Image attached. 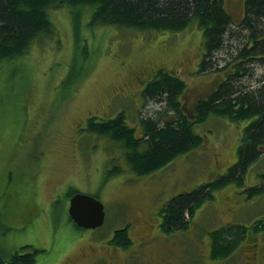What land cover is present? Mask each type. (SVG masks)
<instances>
[{"label":"rangeland","instance_id":"obj_1","mask_svg":"<svg viewBox=\"0 0 264 264\" xmlns=\"http://www.w3.org/2000/svg\"><path fill=\"white\" fill-rule=\"evenodd\" d=\"M243 4L227 2L236 18ZM91 18L92 9L49 10L55 35L0 65L1 258L10 263L18 252L34 254L33 264H264V227L256 226L264 222V192L249 191L264 179V154L249 166L242 187L214 190L187 230L165 234L160 227L171 198L213 182L234 165L247 122L209 115L195 126L202 145L145 176L130 169L121 146L86 131L90 117L124 113L140 136L141 117L161 108L143 97L160 69L187 82L192 95L182 100L185 111L205 98L222 75L198 71L202 30L94 27ZM226 57L217 66L230 63ZM263 72L258 66L255 78ZM75 191L104 204L101 227L84 229L68 219ZM241 226L246 232L236 249L214 258V234ZM125 227L132 244L122 249L110 241Z\"/></svg>","mask_w":264,"mask_h":264},{"label":"trees","instance_id":"obj_2","mask_svg":"<svg viewBox=\"0 0 264 264\" xmlns=\"http://www.w3.org/2000/svg\"><path fill=\"white\" fill-rule=\"evenodd\" d=\"M227 2L0 0V65L26 55L35 42L55 35L56 29L49 19L51 9H92L90 26L94 27L179 33L196 25L202 30L204 53L198 71L221 74L222 78L210 93L202 96L205 98L194 102L191 110L185 111L182 102L192 95L187 82L173 72L160 69L146 83L143 97L160 104L161 108L152 117H141L140 136L135 127L127 124L124 113L108 119L93 116L86 122L89 134L104 137L124 149L130 169L138 176L162 169L175 158L202 145L203 138L195 132V126L211 114L235 123L247 122L237 148L236 161L225 175L180 193L165 204L160 226L165 234L187 230L191 217L206 200L213 198L214 190L231 184L242 187L247 169L264 154V72L262 78H255L254 74L258 66L264 68V0H244L242 14L238 18L229 10ZM77 17L74 18L76 28L80 26V15ZM223 53L231 62L220 68L217 64L221 62ZM168 113L171 116L163 119ZM249 191L264 192V179ZM68 219L71 220L69 215ZM256 226L263 228L264 222ZM241 228L214 234V258L226 257L236 249L237 242L246 232L245 226ZM110 243L122 249L128 248L132 244L129 227L116 230ZM34 262L32 253L18 255L17 252L10 263L0 256V264Z\"/></svg>","mask_w":264,"mask_h":264},{"label":"water","instance_id":"obj_3","mask_svg":"<svg viewBox=\"0 0 264 264\" xmlns=\"http://www.w3.org/2000/svg\"><path fill=\"white\" fill-rule=\"evenodd\" d=\"M69 215L78 226L94 229L104 223V205L94 197L76 194L70 201Z\"/></svg>","mask_w":264,"mask_h":264},{"label":"bare ground","instance_id":"obj_4","mask_svg":"<svg viewBox=\"0 0 264 264\" xmlns=\"http://www.w3.org/2000/svg\"><path fill=\"white\" fill-rule=\"evenodd\" d=\"M227 64H225V65H219V66H221L220 68H222V67H225ZM170 116H171V114H170Z\"/></svg>","mask_w":264,"mask_h":264},{"label":"flooded vegetation","instance_id":"obj_5","mask_svg":"<svg viewBox=\"0 0 264 264\" xmlns=\"http://www.w3.org/2000/svg\"><path fill=\"white\" fill-rule=\"evenodd\" d=\"M68 202H69V199H68Z\"/></svg>","mask_w":264,"mask_h":264}]
</instances>
